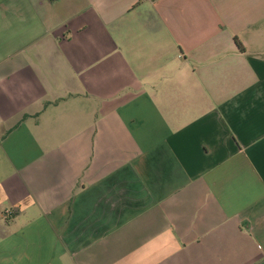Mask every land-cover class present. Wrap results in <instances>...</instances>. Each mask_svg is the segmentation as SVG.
<instances>
[{
	"label": "crops",
	"instance_id": "1",
	"mask_svg": "<svg viewBox=\"0 0 264 264\" xmlns=\"http://www.w3.org/2000/svg\"><path fill=\"white\" fill-rule=\"evenodd\" d=\"M0 264H264V0H0Z\"/></svg>",
	"mask_w": 264,
	"mask_h": 264
},
{
	"label": "built area",
	"instance_id": "2",
	"mask_svg": "<svg viewBox=\"0 0 264 264\" xmlns=\"http://www.w3.org/2000/svg\"><path fill=\"white\" fill-rule=\"evenodd\" d=\"M7 213H8V215H12L13 214V211H9Z\"/></svg>",
	"mask_w": 264,
	"mask_h": 264
}]
</instances>
